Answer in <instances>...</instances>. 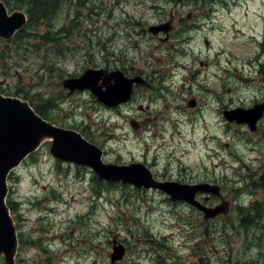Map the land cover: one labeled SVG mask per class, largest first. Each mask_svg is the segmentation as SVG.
Returning <instances> with one entry per match:
<instances>
[{
	"label": "rangeland",
	"instance_id": "rangeland-1",
	"mask_svg": "<svg viewBox=\"0 0 264 264\" xmlns=\"http://www.w3.org/2000/svg\"><path fill=\"white\" fill-rule=\"evenodd\" d=\"M83 2L61 4L49 27L39 24L33 31L27 29L28 38H0V55L5 58L0 59V96L31 102L53 123L83 130L91 143L106 151L104 157L110 164L154 163L157 172L151 173L155 178L191 184L204 201L196 207L184 202L174 205L157 193H139L119 182L98 179L90 183L95 176L92 171L56 161L49 152L50 143L44 142L34 158H26L7 179L8 197L15 209L11 216L17 234L22 235L12 264H110L114 240L125 250L119 264H264V187H257L264 186V148L257 159L250 158L242 145L244 136L235 135L233 127H211L218 139L212 147L218 149L219 157L207 159L199 156L206 146L197 139L188 143L184 125L180 139L171 138L168 128L133 130L120 120L118 112L96 103L89 92L67 95L62 87L64 79L88 68L108 67L112 57L139 58L147 66L148 58L154 56L168 64L162 66L168 76L176 74L173 90L184 95L190 73L204 74L206 69L198 63L208 62L206 68L225 86L227 109L249 105L264 93L257 89L263 74L254 68L264 64V0H224L220 7L233 13L216 12L215 24L222 28V36L216 30L188 32L181 26H187V11L209 8L212 0ZM113 4L122 6L129 16L121 18V9ZM175 10L183 21L176 22L170 41L161 43L163 31L150 39L148 28L165 23L171 27ZM111 12L117 15L113 23ZM124 21V26L115 27ZM62 28L67 33L58 35V43H42L31 36ZM236 28L242 33L236 35ZM204 36L209 45L204 44ZM218 65L225 66V76L218 72ZM238 75L248 76L252 82L244 85ZM195 80L198 85V78ZM218 92L222 94L221 87ZM217 120L221 118L217 116ZM152 132L157 137L150 139ZM260 133L264 134V125ZM236 200L243 210L256 201L261 204L256 215H249L253 225L246 231L238 227L242 214L235 211ZM43 247L47 254L41 251ZM0 264L7 262L0 257Z\"/></svg>",
	"mask_w": 264,
	"mask_h": 264
},
{
	"label": "flooded vegetation",
	"instance_id": "flooded-vegetation-1",
	"mask_svg": "<svg viewBox=\"0 0 264 264\" xmlns=\"http://www.w3.org/2000/svg\"><path fill=\"white\" fill-rule=\"evenodd\" d=\"M188 1V0H187ZM193 2H197V0H192ZM178 2H184V0H178ZM200 2H204V0H200ZM224 3V0H212L211 6L209 8H193L186 12V16L188 20L185 22L187 23V26L181 24L184 30L194 31L197 33L203 32V31H214L216 30L219 34V36H222V28L220 26H216V12H223L224 14L231 15L232 10L221 8L220 6ZM113 8H120L119 15L121 18H125L126 16H129V13L124 10V8L120 5L113 4ZM235 12V11H234ZM233 13V12H232ZM240 13L247 14L248 11L240 10ZM183 15L179 16V13L177 10H175V13L172 14L171 18H176V20L171 19V27L170 30L164 35L163 41H161L162 44H167L173 34L175 33V24L176 22L181 23V17ZM117 15H115L113 12L110 13V18L113 23L115 21ZM183 21V20H182ZM126 21L124 23H115V27H120L121 25H125ZM261 26H264L261 24ZM216 28V29H215ZM149 32V31H148ZM151 33V32H149ZM242 33V30L240 28H236V35H239ZM149 37L150 39L154 38L155 35L158 36L160 33L153 34ZM249 37V36H248ZM157 38V37H156ZM158 39V38H157ZM191 39V38H190ZM204 44L209 45L210 40H208V36H204L203 38ZM185 41H188V38L185 39ZM132 48L136 49L137 46L135 43L132 44ZM215 59V58H213ZM112 63L108 64V67L101 68V67H94V68H88V69H96V70H103L106 72V75L110 77L108 83L109 85H112L114 83L113 76H118L120 78H124L127 81H132L131 83V92L129 94L128 99L125 102H120L114 106L107 107L103 105L90 91H87L91 94L94 101L96 103H99L104 108L109 109V111H115L118 112V116L120 120L128 127L132 128L133 130H143L144 132L149 130L153 131V128H168L170 131L171 138L173 136L177 137L178 139L181 138V132L180 127L184 125L186 127V136H188V143L193 142L194 139H197L201 145L206 146L205 152L200 154L199 156H203L205 158H214L219 157V152L217 148L212 147L213 143L217 139L216 134H214L211 130H209L211 127L219 129V128H229L233 127L234 134L244 136L243 142H245L243 147H245V150L249 153L250 158L257 159L264 148V134L260 133L263 125H264V93H262V97L260 99H255L251 104L249 105H239L236 108L233 109H227V105L225 101L223 100L225 96V86L224 84H219V82L215 79L217 77L216 74H212V72L209 71L206 67L209 65V63H203L199 62L198 65L200 67H203L206 69L207 72L204 74L198 76L199 73L191 72L189 77L187 78V84H185V93L183 95L182 92H178L176 90L172 89V86L175 83L173 78L175 77V73L173 72L174 77L168 76L165 72V69L162 66H168V64L161 63V58L159 57H149L147 66L144 64H140V59L136 58L134 60H131V58L119 56L117 58L112 57ZM251 64V63H250ZM213 65H217L213 63ZM226 66V64H224ZM264 64H259L258 67L254 66V68L261 74V77L263 79H259L257 82V89L262 88L264 90ZM220 65L217 67L219 68ZM221 67L218 69V72L225 76L226 74V68ZM251 66V65H250ZM168 74H171V70L168 72ZM220 74V77L222 75ZM237 73H235L236 75ZM80 75V74H79ZM79 75L75 76L78 77ZM214 78L215 80L212 81L210 78ZM245 77V78H244ZM73 78V77H70ZM196 78L199 80V84L197 85ZM236 78L240 79L244 85H246V82L251 83L252 80L249 79L248 76L241 75L236 76ZM220 81V80H219ZM214 82H217L218 85H213ZM195 85V89L192 88V85ZM108 85V86H109ZM221 87L222 94H219L218 89ZM196 91V93H194ZM75 92L80 93L79 91H74L73 93H69L67 91V95L74 94ZM181 95V100L178 101V95ZM202 95V97H200ZM180 103V104H179ZM261 107V113L260 116L257 117L254 124L249 125L248 123H237L236 121L229 122L225 118V112L234 110V109H240L242 111L250 110V109H256V107ZM132 109V110H131ZM126 110L127 112L123 113L122 111ZM241 111V112H242ZM240 112V113H241ZM171 117V120L169 118V115ZM242 114V113H241ZM245 115V114H244ZM182 116V118H180ZM217 116L221 118V121L217 120ZM48 121H51L50 118H46ZM80 132H84L83 130H78ZM85 133V132H84ZM202 133H205L202 135ZM146 134V133H145ZM163 134V133H162ZM157 137L156 132H152L149 136L150 139ZM90 138V137H89ZM88 138V140H89ZM90 141V140H89ZM253 145L252 147H250ZM192 150L195 148L194 145L191 146ZM102 151V157L101 160L104 163H108L107 160H105L106 151H104L103 148H101ZM213 152V154H212ZM214 155V156H213ZM236 158L239 160V156L236 155ZM58 161V160H56ZM60 162V161H59ZM142 163V166H145L150 172H157L154 171V163H149L147 161H144ZM75 165V164H74ZM121 165V164H120ZM123 165V164H122ZM79 166V165H77ZM82 167V166H80ZM85 168V167H83ZM264 168V166H263ZM90 170L89 168H87ZM264 172V169H261ZM77 174L79 173V169L76 170ZM91 171V170H90ZM65 174V172H64ZM60 175V174H59ZM54 176L59 177L56 175V172H54ZM79 176V175H77ZM153 178L157 181H167L164 179ZM93 181H99L97 177L92 176V179L90 180V183H93ZM262 181V178L260 179V182ZM102 182V181H100ZM258 182V183H260ZM182 185H189L193 186L188 183H181ZM263 186L262 184H259ZM107 186V184H105ZM255 186V185H254ZM94 185L89 184V188L93 189ZM264 187V186H263ZM132 188V187H131ZM134 189V188H133ZM139 193H147V192H153L159 194L162 198H164L163 201L166 203H171L174 205H185L183 202L180 201H173L169 197H164L160 191L158 190H143L140 188H135ZM239 198L242 196V190L239 191ZM204 199V198H203ZM202 197L197 194L195 196V201L199 204L203 202L204 200ZM237 205L241 207L240 200H236ZM236 206L235 209L238 207ZM251 206V205H250ZM249 206V207H250ZM261 207L260 202L256 201L254 204H252V208L254 210V214L256 215L257 212H259L257 209ZM264 207V203H263ZM248 207H246L247 209ZM260 218V217H259ZM258 218V219H259ZM256 220V218H255ZM41 240V239H39ZM116 240L112 242V247H122ZM20 246V241L18 239V247ZM123 248V247H122ZM41 250V249H40ZM43 254H47V249L43 247L41 250ZM123 251L125 252L124 248ZM112 252V251H111ZM112 253H110L109 256H111ZM123 257V256H122ZM121 257V259H122ZM119 260H115L114 262H111L110 257V264H119Z\"/></svg>",
	"mask_w": 264,
	"mask_h": 264
},
{
	"label": "water",
	"instance_id": "water-1",
	"mask_svg": "<svg viewBox=\"0 0 264 264\" xmlns=\"http://www.w3.org/2000/svg\"><path fill=\"white\" fill-rule=\"evenodd\" d=\"M25 23L26 15L22 10L9 13L5 4L0 2V38H10L15 32L21 30ZM148 30L153 34L159 31L167 33L170 27L166 23L152 26ZM112 78L114 83L109 85L110 77L105 71L88 69L78 78L64 80L62 86L68 89L69 93L76 90L80 92L88 90L103 105L110 107L128 99L132 83L131 80L127 81L118 76ZM241 111L240 109L227 111L225 118L229 122L248 123L252 127L260 116L261 107ZM46 139L53 140L49 152L55 159L87 166L102 180L139 188L158 189L172 199L198 206L193 201L196 193L194 186L155 182L151 174L140 164H131L128 167L105 165L100 160L101 150L88 143L76 131L46 122L19 98L0 96V256L4 257L7 264L13 263L17 238L13 220L5 204L8 193L6 180L10 172L28 155L36 151ZM123 254L122 247H113L111 262L121 259Z\"/></svg>",
	"mask_w": 264,
	"mask_h": 264
},
{
	"label": "trees",
	"instance_id": "trees-1",
	"mask_svg": "<svg viewBox=\"0 0 264 264\" xmlns=\"http://www.w3.org/2000/svg\"><path fill=\"white\" fill-rule=\"evenodd\" d=\"M1 1L5 4V6L9 10L11 11L22 10L25 12L27 16V24L25 25V27L13 36V40H16L18 38L21 39L28 38L29 36L28 33L30 32L26 30L30 29L31 31H33L34 28L39 24H47V27H49V22H51L52 18L56 15L59 6L69 0H1ZM76 1L78 3H81L82 5L84 3L83 0H76ZM61 32L67 33L66 28H62L57 32L46 31L41 35L38 34L36 36V34H34L31 36L37 37V39H39L42 43H47L52 41L58 43V41L60 42L61 40V36H58ZM0 53H1V48H0ZM1 56L3 55H0V59L5 60V58ZM29 104L34 108L37 114H39L41 117L45 119L47 118L39 106H35L31 102H29ZM257 187H263V186L258 185ZM6 204L10 212L15 211L13 207V202L9 197L7 198ZM235 211L242 214V217L238 221V225H239L238 227L246 231L248 228H250L253 225V222L252 221L250 222L248 219L249 215L254 212L252 205L248 207L246 210H243L238 206L235 209ZM22 243L24 244V242ZM259 246L260 244L257 243L256 248Z\"/></svg>",
	"mask_w": 264,
	"mask_h": 264
}]
</instances>
